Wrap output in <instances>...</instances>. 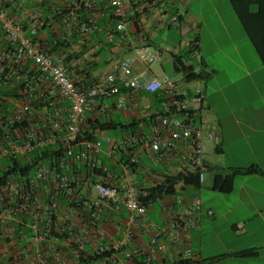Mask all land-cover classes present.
Listing matches in <instances>:
<instances>
[{
    "label": "built area",
    "instance_id": "2783aa9c",
    "mask_svg": "<svg viewBox=\"0 0 264 264\" xmlns=\"http://www.w3.org/2000/svg\"><path fill=\"white\" fill-rule=\"evenodd\" d=\"M107 1L114 8L116 20L115 28L107 30V39L113 42L117 36L124 40L129 26L128 9L123 0ZM190 1L145 0L144 8L153 14L166 16L168 27L176 28ZM92 6L93 3L87 1L77 9ZM77 9L71 13L73 21L78 20ZM0 27L12 47L11 51H0V85L11 81L14 76L25 83L24 88H19V97L5 99L11 107L0 106V165L6 157L26 156L38 148L57 145L64 150L61 163H53V167L49 163H37L35 173L26 180L17 176L1 188L0 246L3 241L13 237L27 242L33 250L32 264H71L62 259L65 246L74 248L77 261L72 264H83L80 261L84 253L89 255L86 257L88 264H118L111 250H123L130 261L136 256H143L148 264L153 262L156 254H169L173 249H182L186 259H192L195 254L190 247V233L198 226L202 216L201 199L194 196L183 204L185 196L175 194L172 197L178 208L171 205L170 217L163 224H157L148 217V204L142 199L146 191L128 181L127 175L139 160L136 146L140 145L148 150L154 164H177L179 173L195 174L200 183L204 181L207 144L215 142V135L206 123L207 110L202 89L199 86L189 89L168 75L149 78L150 67L162 60V52L148 44L135 47L132 54L121 59L113 72L104 78L87 83L83 77L75 78L69 71L66 55L52 53L43 47L35 37L37 26L26 29L17 18L9 15L1 3ZM99 31L100 26L95 20L82 29L88 36ZM189 45L200 60L198 42L192 41ZM137 61L146 65L139 73L134 69ZM29 64L39 70L40 83L45 85V91H36L32 86ZM122 90L149 93L151 99L158 103V110L153 109L150 114L154 118L147 125L149 134L131 133L119 141L122 153L128 157L123 162L124 174L114 184L95 182L94 196L91 192L78 190L79 179L69 171L73 165L86 166L92 173L97 169L107 171L96 162L97 157L105 141L113 147L117 143L111 137L85 138V112L97 99L113 96H119L118 108H126V96ZM43 93H48L50 102L39 109L35 103L43 97ZM80 145L84 148L77 150ZM73 160L83 163H71ZM104 205L115 211L124 207L131 223L141 222L152 233L148 247L128 250V236L111 250L95 245L88 252L87 236L75 238L72 228L57 222L59 211L65 209L82 218L87 227L93 230L94 239H99L103 231L98 219ZM53 229L61 235L68 233V237L54 238ZM2 255L0 248V258ZM93 257L94 260L91 259Z\"/></svg>",
    "mask_w": 264,
    "mask_h": 264
},
{
    "label": "crops",
    "instance_id": "0c3cea01",
    "mask_svg": "<svg viewBox=\"0 0 264 264\" xmlns=\"http://www.w3.org/2000/svg\"><path fill=\"white\" fill-rule=\"evenodd\" d=\"M87 1H91L93 6L84 9L81 20L73 21L71 17L73 10ZM123 1L128 9V33L126 39L121 40L116 36L113 42L107 39V30L115 28L116 20L114 16L103 12L104 5L105 9L108 8L107 0H0V3L9 15L17 18L26 29L30 30L33 26H37L35 37L43 47L48 51L56 49V52L52 53H61L70 58L66 62L69 71L75 78L83 77L87 83L98 81L113 72L115 65L121 59L131 55L135 47L143 44L151 45L162 52L160 70L163 74H157L151 66L149 78L166 75L164 68L168 61L166 54H169L174 62L175 56L188 50L189 44L195 39L198 40V46L201 48L199 35L193 38L190 35L201 24L200 9L196 6L210 0L190 1L186 6L184 21L176 28L168 27L169 20L166 16L146 10L145 0ZM231 1L227 0V4L232 7ZM92 20L98 23L100 31L88 36L82 32V29ZM167 30H176L173 33L179 35V40ZM160 32L163 33V38L159 41ZM7 45L0 27V51L5 50ZM200 60L207 65L203 56ZM145 68L144 63L138 61L135 63L136 73ZM245 72V77L255 86V74L264 84V63L257 66L254 72L250 70ZM192 83H196L195 87H200L199 82L192 81ZM121 92L126 96V108H118L119 96L97 99L86 109L85 127L91 128V125L97 121L113 125L140 122L150 117L153 109L158 110V103L153 101L147 92L129 93L125 90ZM258 95L263 96L260 90ZM208 109L209 106L206 107L205 119L209 130L215 135V142L212 143L223 145L230 136L231 159L227 163H213L206 152L207 169L200 187H185L183 183L177 186L176 194L185 196L183 204L194 196H198L202 201L201 219L198 226L190 233V247L195 254L190 260L197 264H264V111H254L245 107V112L232 113L236 127L240 130V134H237L230 126H224L219 120L212 118ZM131 133L120 130V126L112 131H94L95 137L103 139L111 137L117 144L113 147L111 143L105 141L97 157L96 162L107 171L97 169L92 173L86 166H72L69 173L79 179L78 190L91 192L96 196L93 187L95 182L114 184L120 180L124 174L123 162L128 157L122 153L119 141ZM141 133L149 134L144 122H140L135 134ZM239 141L242 142L241 149L237 146ZM231 143L235 146H231ZM83 148L80 145L77 150ZM136 152L139 160L127 176L128 181L135 183L143 192L164 183L167 177L179 173L177 164H154L149 158L148 150L140 145L136 146ZM71 163L83 162L73 160ZM253 166H257L262 172L236 174L234 187L230 193L219 192L213 188L216 175L227 176L234 169H249ZM173 204L172 196L151 202L148 204V217L157 224H163L170 217V207ZM174 207L177 209V204H174ZM57 222L61 226L66 224L70 229L72 228L75 238L87 236L88 252H91V248L95 245L108 247L111 250L128 236H130L128 250L146 249L152 239V233L148 232L141 222L136 224L130 222L129 213L124 207L119 211L107 205L102 207L98 225L102 228L103 235L99 239H94L93 230L87 227L82 218L70 214L65 209L59 211ZM0 248L3 253L0 264H32L33 250L27 242L13 237L3 241ZM63 249L65 256L62 259H65V262L72 264L77 261L74 248L65 246ZM250 249L256 250L248 256L239 255ZM110 252L117 258L118 264H133L124 256L123 250ZM86 257L89 255L84 253L80 262L88 264ZM91 259L94 260V257ZM180 259H186L182 249L179 251L173 249L169 254H156L152 264H173Z\"/></svg>",
    "mask_w": 264,
    "mask_h": 264
},
{
    "label": "rangeland",
    "instance_id": "374dc122",
    "mask_svg": "<svg viewBox=\"0 0 264 264\" xmlns=\"http://www.w3.org/2000/svg\"><path fill=\"white\" fill-rule=\"evenodd\" d=\"M196 8L200 9L201 24L190 37L199 35L201 42L199 55L204 57V62L208 66L205 67V64L193 53H190L185 61L188 65H193L196 71L204 69L208 74L207 77L196 82H199L203 91L205 106H209L210 116L240 134L232 113L245 112V107L254 111H264V84L257 74L254 76L257 87L245 77V70L254 72L262 62L232 7L227 4V0L206 1ZM169 32L179 40V35L173 33L176 30ZM159 36L160 41L163 33L160 32ZM166 57L168 61L164 65L165 74L183 86L195 88L196 83L189 82L183 73L175 70L169 54H166ZM160 63L155 62L152 65L159 75L163 74ZM258 90L263 94L262 97L258 95ZM230 142L229 136L223 145L208 144V158L213 163L229 162ZM231 146H235L234 143H231ZM237 146L241 149L242 142L239 141Z\"/></svg>",
    "mask_w": 264,
    "mask_h": 264
},
{
    "label": "trees",
    "instance_id": "16d2710c",
    "mask_svg": "<svg viewBox=\"0 0 264 264\" xmlns=\"http://www.w3.org/2000/svg\"><path fill=\"white\" fill-rule=\"evenodd\" d=\"M133 1V0H131ZM232 8L237 15L241 25L254 46L260 60L264 63V0H232L231 1ZM105 9V5L103 7V12L109 13L113 16L114 8L107 4ZM87 9L82 7L77 11L78 20L83 18V11ZM88 12V11H87ZM184 21V15H181L179 20V25ZM91 21H88L86 24H89ZM78 23V22H77ZM194 41H197L195 39ZM7 51H11L12 47L10 44L6 47ZM50 52H56V49ZM193 53V48L190 47L181 55H176L174 58L175 70L178 73H183L185 78L189 81H199L207 77V72L203 69L201 71H196L193 65H188L184 59L190 54ZM70 58L66 57V62ZM207 67V65H205ZM29 72V80L32 81V86L34 89L39 92L45 91V85H42L40 82V72L32 64L28 66ZM7 71L10 72L9 68ZM17 83L16 85H13ZM38 83L37 86L35 84ZM25 87V83L23 80H18L16 76H14L11 81L6 84L0 85V106L11 107L8 101L5 99L19 97V88L22 89ZM48 93H43V97H41L37 103H35L36 107L42 109L44 106L48 105L50 100L48 99ZM66 105V104H62ZM154 116H150L146 119L140 120V122H144V124L148 125ZM140 122H131L129 124L122 125H113L108 122H99L97 121L91 128H86L83 125L84 136L88 139H93L95 137L94 131H112L115 130L118 126H120V130L122 131H130L132 133H136L138 128L140 127ZM64 158V150L57 145H51L43 148H38L34 152L26 155H15L6 157L0 165V191L1 188L8 185L9 182H12L17 176L19 179L26 180L30 174L35 173V165L37 163H49L50 167H53V163H61ZM262 172L257 166H253L249 169H234L230 175L223 176L221 174L216 175L214 179L213 188L216 191L230 193L234 187V177L236 174L242 173H250V172ZM183 183L185 187H193L199 188L201 183L199 178L195 174H184L178 173L175 176H169L166 178L165 182L162 184H158L152 188L146 190V195L142 197L143 201L147 204L151 202L159 201L165 197L174 196L177 193L178 184ZM64 197H61L63 199ZM52 235L54 238L65 239L68 237V233L59 234L56 230L53 229ZM256 249H250L247 251H243L239 253L240 256H248L253 254ZM133 264H148L145 262V257L136 256L133 258ZM152 264V263H150ZM173 264H197L195 261L190 259H180Z\"/></svg>",
    "mask_w": 264,
    "mask_h": 264
}]
</instances>
